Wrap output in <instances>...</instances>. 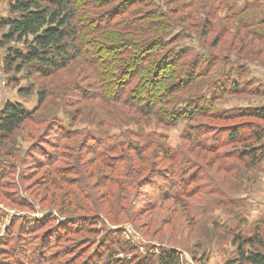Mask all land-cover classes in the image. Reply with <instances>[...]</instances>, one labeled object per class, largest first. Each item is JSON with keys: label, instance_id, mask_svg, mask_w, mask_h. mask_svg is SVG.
<instances>
[{"label": "rangeland", "instance_id": "rangeland-1", "mask_svg": "<svg viewBox=\"0 0 264 264\" xmlns=\"http://www.w3.org/2000/svg\"><path fill=\"white\" fill-rule=\"evenodd\" d=\"M180 1H192L183 14H194L179 48L213 58L215 67L199 65L205 77L174 95L187 103L166 125L154 118L121 125L104 116L98 102L82 98L93 80L78 65L46 78L29 68L7 71L6 49L22 46L3 45L0 32V112L6 102L33 112L45 93L33 118L0 143V264H135L162 249L179 255L180 264H235L236 227L241 236L257 224L264 230V119L254 113L264 107V38L237 22L264 34V0ZM9 4L0 0V18ZM210 12L211 27L200 39L197 26ZM195 107L203 114H189ZM233 131L238 138L227 140ZM126 132L133 145L158 136L177 158L176 171L143 175L142 185L120 192L123 185L105 179L118 174L91 150L124 157L118 147ZM126 158L136 159L130 150Z\"/></svg>", "mask_w": 264, "mask_h": 264}, {"label": "trees", "instance_id": "trees-1", "mask_svg": "<svg viewBox=\"0 0 264 264\" xmlns=\"http://www.w3.org/2000/svg\"><path fill=\"white\" fill-rule=\"evenodd\" d=\"M160 1L10 0L9 15L0 18V32H4L2 44L15 42L22 47L6 49V70L20 73L29 68L31 73L46 78L78 65L81 72L93 80L88 90L81 89L82 98L98 102L104 116L110 114L113 121L121 125L132 121L139 123L144 118H154L165 125L172 123L187 103L186 99L180 100L181 96L174 95L195 86L200 77H205L203 71L213 68L215 63L213 58L204 60L191 54L192 48H179L181 39L188 33L185 24L194 14L183 13L193 6L192 1L188 4H182L180 0ZM172 3L176 4L172 6ZM242 14L246 18L245 10ZM211 16L210 12L203 25L197 26L201 30L200 39L207 35V27H211ZM260 21L264 23L263 18ZM237 22L246 34L260 41L264 38V34L258 36L249 32L251 27L247 21ZM175 29H181L182 33L174 32ZM217 40L212 43V48L217 46ZM214 59L218 61L217 57ZM201 63L207 64V68H200ZM44 98L45 93L40 92L33 112H28L19 103L4 104L0 112V143L9 139L26 120L33 118V114L44 105ZM194 109L189 114H203L202 108ZM254 113L264 119V107ZM128 133L120 137L123 141L118 147L124 157L109 158L106 150V153L91 150L93 159L118 174L105 179H115V184L123 185L120 192L132 188L137 181L142 185L143 175L154 178L160 173L172 175L176 171H173V165L177 158L169 148L160 144L158 136L153 133L149 137L143 136L137 145H133L128 142ZM66 134L65 139H69L70 133ZM238 136L239 133L233 131L227 140ZM255 137L258 142L261 140L259 134ZM201 145L215 153V148ZM65 148L68 147L63 146V150ZM129 150L136 157L135 161L126 158ZM61 153L57 155L59 159L66 158L67 155ZM112 161L123 162V167L115 166ZM50 185L57 188L54 181ZM236 230L237 234L231 235L238 256L235 264H264V230L260 225L249 230L247 236H241L240 225ZM178 259L179 255L162 249L135 264H180Z\"/></svg>", "mask_w": 264, "mask_h": 264}, {"label": "crops", "instance_id": "crops-1", "mask_svg": "<svg viewBox=\"0 0 264 264\" xmlns=\"http://www.w3.org/2000/svg\"><path fill=\"white\" fill-rule=\"evenodd\" d=\"M212 264H215V263H212Z\"/></svg>", "mask_w": 264, "mask_h": 264}]
</instances>
